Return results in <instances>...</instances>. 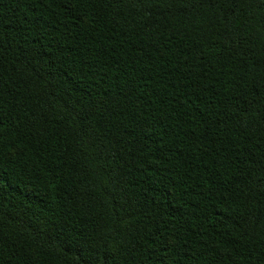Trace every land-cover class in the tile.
Wrapping results in <instances>:
<instances>
[{"label":"trees","instance_id":"obj_1","mask_svg":"<svg viewBox=\"0 0 264 264\" xmlns=\"http://www.w3.org/2000/svg\"><path fill=\"white\" fill-rule=\"evenodd\" d=\"M264 264V0H0V264Z\"/></svg>","mask_w":264,"mask_h":264},{"label":"snow or ice","instance_id":"obj_2","mask_svg":"<svg viewBox=\"0 0 264 264\" xmlns=\"http://www.w3.org/2000/svg\"><path fill=\"white\" fill-rule=\"evenodd\" d=\"M86 264H90V262L86 261Z\"/></svg>","mask_w":264,"mask_h":264}]
</instances>
